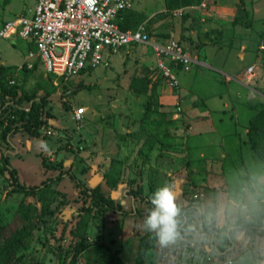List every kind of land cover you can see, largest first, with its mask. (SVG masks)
Listing matches in <instances>:
<instances>
[{
    "label": "rangeland",
    "instance_id": "obj_1",
    "mask_svg": "<svg viewBox=\"0 0 264 264\" xmlns=\"http://www.w3.org/2000/svg\"><path fill=\"white\" fill-rule=\"evenodd\" d=\"M35 4L0 0V28ZM131 9L133 27L146 26L150 40L121 47L69 79L48 73L40 58L27 68V41L0 40V83L49 93L40 136L20 131L6 142L0 128V264H228L226 253L213 258L200 250L218 237L193 230L196 197L218 187L248 209L264 201V0H135ZM172 40L194 59L188 71L174 66L182 87L175 89L155 51ZM228 89L226 100L220 94ZM78 108L85 109L79 121ZM3 153L20 183L64 178L28 193L5 169ZM69 171L88 187L111 176L121 210L89 211ZM163 185L179 209L193 206L189 224L177 219L179 237L168 245L145 228L149 206L130 192Z\"/></svg>",
    "mask_w": 264,
    "mask_h": 264
},
{
    "label": "built area",
    "instance_id": "obj_2",
    "mask_svg": "<svg viewBox=\"0 0 264 264\" xmlns=\"http://www.w3.org/2000/svg\"><path fill=\"white\" fill-rule=\"evenodd\" d=\"M31 12L16 15L0 28V40L21 38L30 49L25 61L27 68L40 58L44 69L59 78L81 75L101 64L121 47L150 40L144 25L122 29L117 18L120 12L131 9L135 0H35ZM31 46L35 50L31 49ZM157 67L171 88H179L175 67L188 71L194 59L177 41L157 45ZM254 67L248 69L253 75ZM84 108L75 110L82 120ZM228 264H233L231 260Z\"/></svg>",
    "mask_w": 264,
    "mask_h": 264
},
{
    "label": "trees",
    "instance_id": "obj_3",
    "mask_svg": "<svg viewBox=\"0 0 264 264\" xmlns=\"http://www.w3.org/2000/svg\"><path fill=\"white\" fill-rule=\"evenodd\" d=\"M137 13L132 9H126L120 12L117 22L122 29H136L133 27L135 24V18ZM28 72L30 70H27ZM86 72V71H85ZM84 73V72H83ZM0 87L3 89V93L0 95V128H2L1 137L6 142L10 141V136L13 134L23 131L28 132L32 136H40V130L46 124L45 121V107L49 93L42 91L40 94H29L24 91L22 85L7 83H0ZM25 102L28 105H25ZM263 157V156H262ZM264 158V157H263ZM3 164L5 169H8L14 179L16 186L22 190L27 191L31 194H36L38 190H48L54 184L59 183L65 174H58L54 178L46 180L42 185L37 187L29 184L20 183L19 175L16 168L11 167L8 156L3 153L2 156ZM70 178L75 181L76 186L80 190V194L84 196L85 202H88V210L96 208L97 213L102 214L109 211L118 212V203L114 200L112 191L116 187V182L113 181L112 177L106 175L100 183L95 187L86 186L73 172H68ZM131 196L140 197L144 200L149 208L142 213V217L145 219L150 211L155 207L149 199L151 192L145 194L143 190H131ZM177 219L183 221V223L189 224V213L193 210V206H188L179 209ZM122 215L133 214L132 211L122 210ZM248 214L251 218L258 219L256 223H250L247 218H239L238 224L235 228L230 230L229 237L233 238V232L236 230L244 229L248 234H263L264 233V201H261L259 208L249 206ZM216 213L214 210L213 218L210 223L203 221V232L212 233L214 236L219 237V229L215 225ZM185 227L180 228V234L183 233Z\"/></svg>",
    "mask_w": 264,
    "mask_h": 264
},
{
    "label": "crops",
    "instance_id": "obj_4",
    "mask_svg": "<svg viewBox=\"0 0 264 264\" xmlns=\"http://www.w3.org/2000/svg\"><path fill=\"white\" fill-rule=\"evenodd\" d=\"M214 67L216 68L215 71L224 74L222 70L216 66ZM227 88L230 87L228 86ZM231 94V91L228 89L227 91L221 92L220 95H224L227 100L232 98L230 96ZM219 98L221 99V97ZM220 102L223 103L224 101L221 99ZM191 193L197 194V191H191ZM201 193L202 197L200 196V199L196 197L197 203H193L194 207L198 210V213L194 217L193 230H199L200 227L203 228V221L210 223L215 210V225L219 229L220 237L214 240L212 244L209 240L202 241L200 243V250L207 247L209 250L208 253L213 258L216 253H226L222 257L227 259V263L231 260L233 264H264V233L248 234L244 229H241L233 232L232 239L229 237L230 230L236 227L239 218H247L250 223H256V220L258 221V219L249 216L247 205L242 200L237 201L234 193L227 189L218 187L214 189V187H211L206 188ZM195 196L193 195L191 199ZM181 204L182 206H186L184 205L185 203Z\"/></svg>",
    "mask_w": 264,
    "mask_h": 264
},
{
    "label": "clouds",
    "instance_id": "obj_5",
    "mask_svg": "<svg viewBox=\"0 0 264 264\" xmlns=\"http://www.w3.org/2000/svg\"><path fill=\"white\" fill-rule=\"evenodd\" d=\"M149 199L155 207L145 218V228L156 232L161 245L175 242L179 237V208L174 202L172 190L168 185H163L155 189Z\"/></svg>",
    "mask_w": 264,
    "mask_h": 264
}]
</instances>
